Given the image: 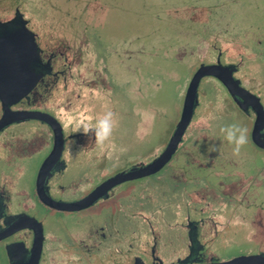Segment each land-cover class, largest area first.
I'll list each match as a JSON object with an SVG mask.
<instances>
[{"label": "flooded vegetation", "instance_id": "flooded-vegetation-1", "mask_svg": "<svg viewBox=\"0 0 264 264\" xmlns=\"http://www.w3.org/2000/svg\"><path fill=\"white\" fill-rule=\"evenodd\" d=\"M26 1L17 0L12 10L0 8V34L30 31L31 71L37 76L26 96L10 106L11 112L30 117L0 130V261L34 264L32 248L39 238L35 264H216L264 256V124L255 137L262 146L252 138L256 105L264 113V48L257 26L245 25L244 16L234 24L226 13L220 15L218 0L208 3L204 21L194 18V10L193 15L185 11L184 44L175 55L184 69L178 118L161 143H153L156 132L148 126L140 128V154L128 155L116 123L103 146L79 130L108 111L117 117L118 93L130 84L123 72L135 79L148 48L112 42L101 48L100 36H92L88 27H74L66 39L45 25L47 9L34 16ZM255 1L242 3L254 7ZM202 67L230 75L237 89L202 77L190 120L176 133L188 88ZM140 108L141 115L153 118ZM235 111L249 123V144L260 151L251 160L234 156L211 129ZM59 132L60 153L45 164L38 184L41 167L59 149ZM212 144L219 151L210 152ZM53 226L57 233L48 231ZM238 237L255 243L258 253L219 256L217 248H230Z\"/></svg>", "mask_w": 264, "mask_h": 264}, {"label": "rangeland", "instance_id": "rangeland-1", "mask_svg": "<svg viewBox=\"0 0 264 264\" xmlns=\"http://www.w3.org/2000/svg\"><path fill=\"white\" fill-rule=\"evenodd\" d=\"M35 6L27 0L26 5L30 14L42 13V8L47 9L50 14L45 12V17H49L46 26L54 27L66 39L72 34L75 28L88 27L91 35L100 36L101 48L108 42L121 43L123 48L135 49V46L142 44L148 48L146 53L140 55L143 64L140 73L136 78L130 76L125 71L123 79H129L130 84L124 86L126 89L118 93L120 102L116 106L118 115L115 122L118 126L117 138L121 145L126 146L128 155L140 154L139 147L143 145L140 141V128L148 126L153 132H156L153 143H161L166 129H172L177 120L181 109V94L184 83L180 78V72L183 73L175 55L179 54L180 48L184 44L182 21L184 13L191 14L194 10V18L199 22L204 21L208 5L214 4L215 0H32ZM218 13L233 21L234 24H241L243 16L245 25H255L262 35L261 47L264 48V0H256L254 7L248 3L236 5V0H218ZM209 3V4H208ZM5 5L0 2V8L3 7L12 10L19 5L17 0H11ZM22 9H26L22 5ZM192 5V6H190ZM253 14H250V12ZM187 17V16H186ZM188 18V17H187ZM75 27V28H74ZM100 45V44H99ZM179 52V53H178ZM182 70V71H180ZM175 74V76H172ZM119 80V79H118ZM122 82V77L120 79ZM142 80L144 82H142ZM139 86V91L131 90V87ZM128 90V91H126ZM142 104V108H140ZM145 113L151 112L152 119L147 115H141L142 110ZM222 126H212L211 129L216 135L224 137L220 129L224 126L236 123L247 128L249 134L250 126L244 116L239 112H232L231 115H224ZM149 122V125H146ZM151 136V140L153 139ZM166 138V136H165ZM150 140V141H151ZM232 149V146H230ZM260 151L248 143L241 151L239 156H246L251 160L255 154ZM52 227V225H49ZM49 232L57 233L55 227L48 228ZM264 238V237H263ZM219 256L223 258L234 255L255 252L258 253V247L255 243L245 244V239L237 238L230 248L218 247ZM0 264H3L0 261Z\"/></svg>", "mask_w": 264, "mask_h": 264}, {"label": "water", "instance_id": "water-1", "mask_svg": "<svg viewBox=\"0 0 264 264\" xmlns=\"http://www.w3.org/2000/svg\"><path fill=\"white\" fill-rule=\"evenodd\" d=\"M34 41L32 40V35L27 28L23 27L21 30H7L2 31L0 34V105L2 115L0 118V130L5 126L25 120L30 117V115L25 114L24 112L13 113L10 110V106L19 102L26 94L33 88L34 84L37 81V76L31 71V61L34 53ZM218 68L216 67H202L200 68L195 76L193 77L191 84L187 91L186 101L182 111L181 121L178 124L177 132L184 128L185 125L189 122L195 98H196V88L199 80L204 76H212L218 78L230 91L237 89L236 82L233 81L230 75L223 76L219 74ZM257 104V103H256ZM257 120L255 127L252 133L253 142L262 146V144L255 139L257 138L258 130L264 124V113L260 105H256ZM58 136V142L56 145L59 149L52 152L50 159L44 163L41 167L38 184L43 183L45 175L43 172L45 169V164L53 159L55 154H59L61 150L62 138L61 133L56 134V139ZM177 137V136H176ZM174 147V142L169 146V149ZM169 151L167 149L165 155H168ZM163 161V159L156 162L154 165L157 166V163ZM131 176L126 175L124 177H117L113 180L112 183H117L121 179H127ZM40 238L38 240V246L32 248V259L34 257V264L36 263L39 253H40ZM216 264H264V256H242L236 257L228 261H223Z\"/></svg>", "mask_w": 264, "mask_h": 264}, {"label": "clouds", "instance_id": "clouds-1", "mask_svg": "<svg viewBox=\"0 0 264 264\" xmlns=\"http://www.w3.org/2000/svg\"><path fill=\"white\" fill-rule=\"evenodd\" d=\"M115 123V114L112 111H108L96 118L91 126L88 124L82 125L79 132L85 136L91 134L94 136L95 144L97 146H103L111 139ZM220 131L227 143L232 146L233 155L239 156L248 143L247 128L232 123L222 127ZM208 150L210 152H217L219 151V148L217 145L212 144Z\"/></svg>", "mask_w": 264, "mask_h": 264}]
</instances>
